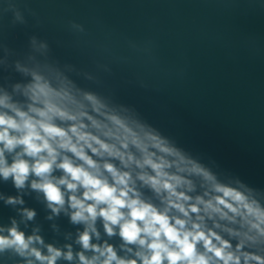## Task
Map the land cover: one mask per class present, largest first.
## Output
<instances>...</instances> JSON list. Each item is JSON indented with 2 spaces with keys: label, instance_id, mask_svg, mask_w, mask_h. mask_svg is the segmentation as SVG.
Segmentation results:
<instances>
[{
  "label": "clouds",
  "instance_id": "obj_1",
  "mask_svg": "<svg viewBox=\"0 0 264 264\" xmlns=\"http://www.w3.org/2000/svg\"><path fill=\"white\" fill-rule=\"evenodd\" d=\"M17 19L20 14L16 13ZM35 51L48 44L30 38ZM7 55V49H5ZM35 61L34 57H30ZM0 86V257L15 264H264V192L226 177L144 119L135 106L82 89L59 68L16 61ZM76 226L46 242L26 206ZM24 225V228L21 227ZM56 225H53L55 228Z\"/></svg>",
  "mask_w": 264,
  "mask_h": 264
},
{
  "label": "water",
  "instance_id": "obj_2",
  "mask_svg": "<svg viewBox=\"0 0 264 264\" xmlns=\"http://www.w3.org/2000/svg\"><path fill=\"white\" fill-rule=\"evenodd\" d=\"M30 57L135 106L223 176L264 192V0H0V86L26 81L14 64ZM0 193L15 194L10 180ZM24 199L37 212L27 233L39 227L59 246L75 232L63 214L47 220L36 193ZM10 216L19 219L0 201V224Z\"/></svg>",
  "mask_w": 264,
  "mask_h": 264
}]
</instances>
